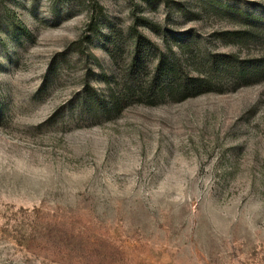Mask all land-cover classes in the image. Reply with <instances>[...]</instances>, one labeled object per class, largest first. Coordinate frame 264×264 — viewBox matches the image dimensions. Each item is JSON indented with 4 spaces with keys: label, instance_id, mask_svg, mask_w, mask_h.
Returning <instances> with one entry per match:
<instances>
[{
    "label": "rangeland",
    "instance_id": "374dc122",
    "mask_svg": "<svg viewBox=\"0 0 264 264\" xmlns=\"http://www.w3.org/2000/svg\"><path fill=\"white\" fill-rule=\"evenodd\" d=\"M253 15L264 0H0V264H264V75L172 98L127 71L250 62L264 31H230Z\"/></svg>",
    "mask_w": 264,
    "mask_h": 264
},
{
    "label": "trees",
    "instance_id": "16d2710c",
    "mask_svg": "<svg viewBox=\"0 0 264 264\" xmlns=\"http://www.w3.org/2000/svg\"><path fill=\"white\" fill-rule=\"evenodd\" d=\"M246 23L250 24L249 27L243 30H231V37L238 43H240V38L246 36L247 39L255 38V34L258 31H264V21L259 19L256 15L251 17L247 16ZM258 34V33H257ZM182 46V43H180ZM175 51H170L168 55L160 54L157 58V61L152 65L151 70L147 68L146 63L142 62L137 55L133 56L130 60L128 66V76L134 77L139 73H142L143 82L141 85V91L144 94L154 95L155 97H172L175 98V94H181L182 97L197 94L202 91L210 90L213 78L212 73L214 72H223L226 73L227 79L231 83H248L251 80H255L258 76L264 75V54L257 57L256 59L251 60L245 64H239V62L234 61L229 58L230 55H224V57H215L212 54L207 57L208 62H210V71L207 72V75L195 74L191 76H182L181 74V65L178 59L174 56ZM137 63L138 72L134 71L135 64ZM136 73V74H135ZM252 78V79H250ZM138 78H136L137 80ZM135 82V80H134ZM130 82H126L123 89H129ZM115 93V92H114ZM111 92V95L117 99L120 96H123L122 90H119L115 94ZM126 94V93H124ZM116 95V96H115ZM115 99L112 100V106L116 108L118 101Z\"/></svg>",
    "mask_w": 264,
    "mask_h": 264
}]
</instances>
